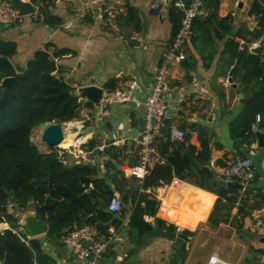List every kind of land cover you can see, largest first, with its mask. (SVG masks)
Returning <instances> with one entry per match:
<instances>
[{"label": "crops", "instance_id": "obj_1", "mask_svg": "<svg viewBox=\"0 0 264 264\" xmlns=\"http://www.w3.org/2000/svg\"><path fill=\"white\" fill-rule=\"evenodd\" d=\"M174 1L105 0L107 5L118 9V34L103 21L95 19L90 9H83L76 2L64 3L60 0H36L35 6L42 14L40 20L26 16L17 24L0 23V40L15 44L14 53L7 58L16 73L24 69L35 51L51 44L70 51L58 58L56 63L62 68L63 77L70 79L74 95L76 89L82 86L95 85L113 90L126 79L137 81L132 99L127 103L112 105L108 116L93 117L96 106L89 101L90 105H85L87 101L84 99L78 116L85 126L94 127L92 138L96 151L99 146L106 148L112 145L121 148L122 156L114 160L103 152H89L87 157L65 156L68 165L94 166L98 177H105L119 198L121 195L114 189V183L106 178L113 177L114 172H107L105 165L111 159L115 167L129 179L132 176L131 169L139 162L140 147L136 140L143 128L140 125L143 123L145 100L154 73L181 20V12L174 7ZM252 1L219 0L216 13L212 15V1L204 0L207 14L194 21L185 45V58L170 67L165 92L166 116L162 132L156 139V150L161 156L166 143L171 142L168 139L171 127L183 131L185 137L179 143L192 160L187 172L190 181L173 178L162 186L158 195L153 196L158 201L156 218L180 225L191 233L187 236L186 258L181 263L177 260L180 254L178 241L163 238L146 240L133 236L127 225L132 210L128 205L119 229L108 242L97 264H191L194 258L202 254L203 264H212V257L217 259L213 264H264V254L259 252L260 249L264 250V209L252 210L248 215L233 220L232 216L236 214L234 208L230 219L235 224L232 223L229 236L205 235L203 230L210 226L208 218L217 194L206 190L204 175L198 167V164L210 167L214 163L213 171H217L252 150L256 176L244 191L252 195L264 189V126H259L256 115L252 117L254 137L242 141L233 134L234 121L242 115L245 102L257 91L260 81L250 77L246 83L234 80L231 73L234 62L226 50L229 41L238 42L240 48L245 44L238 31L244 27L251 29L255 24V18L248 14ZM127 8L136 12L140 24L138 29L130 21ZM56 19L59 20L58 24L52 23ZM131 38L134 40L130 41ZM261 44L262 40H257L246 43V46L251 53H256L253 49L258 48L259 51ZM227 78L228 83L225 84ZM76 121L66 122L68 129L72 130L65 139L76 131ZM258 134L263 135L262 145ZM31 139L37 143L33 137ZM62 144L67 143L64 141ZM116 177L119 182L120 178ZM202 178L204 187L194 184V181ZM132 186L136 187L137 182ZM222 188H226L225 183ZM236 190L241 197L243 191ZM162 197L167 198L166 202L161 203ZM9 205L17 206L14 203ZM28 206L25 209L19 207L18 218L12 215L13 224L23 223L26 217L36 216L31 200ZM257 217L263 222L262 225L257 226ZM3 224L9 225L10 222H0L2 227ZM37 238L54 264H83L74 261L61 244H49L45 235Z\"/></svg>", "mask_w": 264, "mask_h": 264}, {"label": "trees", "instance_id": "obj_2", "mask_svg": "<svg viewBox=\"0 0 264 264\" xmlns=\"http://www.w3.org/2000/svg\"><path fill=\"white\" fill-rule=\"evenodd\" d=\"M210 1L212 15H215L219 0ZM126 13L138 29L136 12L127 8ZM248 14L255 18V24L251 29L244 27L238 31L245 44L240 48L238 42L229 41L226 47L234 62L231 71L234 80L246 83L250 77L260 81L257 91L245 102L242 115L233 124L234 136L242 141L254 137L253 116H259L258 124L264 126V0H253ZM58 22L56 19L52 23ZM257 40H262L259 51L251 53L246 43ZM51 47L53 49L49 50ZM14 51L13 42L0 40V59ZM69 52L66 48L58 49L47 44L44 49L34 52L24 69L16 74V81L2 87L0 79V222L7 221L10 227H15L14 219L4 214L6 206L14 203L25 209L31 200L38 219L46 225V241L59 246L66 232L83 224L93 226L97 236L107 237V227L111 225L119 229L125 217V207L130 205L132 210L128 220L134 227L150 231L156 224L162 229L175 231L173 224L155 217L158 201L152 190L168 184L173 178L190 181L187 172L192 160L179 142H167L166 149L161 151L164 162L148 167L141 180L134 176L125 178L111 159L107 161L105 168L107 172L113 171L114 176L106 178L114 183L123 204L120 213L115 215L107 211L115 193L105 177H98L94 166L63 165L57 153L42 152L32 141L35 128L51 122H68L79 116L82 98L73 94L72 85L66 83L63 70L56 63ZM84 104L90 105L88 102ZM103 153H108L112 160L122 156L121 148L112 145L104 148ZM116 176L120 178L119 182ZM203 180L194 181V184L204 187ZM135 182L136 187L132 186ZM89 183L93 184V189L84 193L83 185ZM215 193L217 199L208 218L212 227L231 217L234 208L233 220L252 210L264 209V189L252 195L243 191L241 197L236 189L220 188ZM144 215L153 217V222H145ZM182 233L191 235L185 230ZM0 261L3 264H54L38 238L22 241L7 228L0 230Z\"/></svg>", "mask_w": 264, "mask_h": 264}, {"label": "built area", "instance_id": "obj_3", "mask_svg": "<svg viewBox=\"0 0 264 264\" xmlns=\"http://www.w3.org/2000/svg\"><path fill=\"white\" fill-rule=\"evenodd\" d=\"M64 3L76 2L83 9H90L93 12L94 18L103 21L106 26L110 28L115 34L119 33L118 24V9L114 6L107 5L105 0H60ZM174 7L181 12L180 24L174 33L172 41L167 50L163 54V57L154 73L153 81L150 91L145 100V112H144V125L136 143L140 147V157L138 164L131 169V175L136 179L141 180L147 172V168L153 163H163L164 158L161 157L156 150V139L160 136L167 110L166 100V87L169 81L170 67L176 61H181L185 58V45L192 32L193 23L196 19L206 16V10L204 7V0H175ZM30 17L33 20L42 19V14L39 9L34 6V11L27 15L19 14L18 10L14 9L10 0H0V23L3 24H17L20 23L24 17ZM225 84L228 83V78L225 79ZM137 87V81L134 79H126L121 86L109 90L101 89V97L98 101L95 113L93 117L104 118L109 115L110 107L114 104L127 103L132 99L134 90ZM82 107L80 111H82ZM80 113V112H79ZM75 122V132H71L73 135L72 142L68 146L62 144L43 151H53L57 153L59 160L63 165H68L65 156L67 154L76 155L77 157H87L89 151L86 150L87 136L83 135L81 131L84 128H88L84 125L82 120L78 118ZM259 121V116L256 117ZM69 122V121H68ZM66 125V123L64 122ZM72 128L64 127V137L71 131ZM185 137V133L175 127H171L168 131V139L171 142H181ZM104 147L99 146L97 151L103 152ZM254 152L251 150L245 156L238 157L224 167L213 171L214 163L210 164V170L214 176L225 182H237L243 185V189L251 183L255 176L256 171L253 167L252 156ZM84 193H88L93 189V184L89 183L87 186L83 185ZM162 189V186L155 187L152 191L153 195H158ZM158 197V196H157ZM163 198V197H162ZM167 198L161 199L162 202H166ZM123 204L118 196H113L108 205L107 211L112 214H119L122 210ZM143 220L145 222H152L153 217L144 215ZM168 224V222H166ZM257 226L262 225L263 222L257 217ZM176 233H182L184 229L181 226L174 225ZM11 229L22 241L30 239L23 233V226L17 224L15 227L5 225L0 227V230ZM116 229L109 225L107 227V237L97 236L96 230L93 226L83 224L76 226L72 230L66 232L61 237V245L68 251L70 257L77 262L83 264H97L99 257L106 248L108 242L112 239L116 233ZM217 261L212 257L210 263ZM0 264H3L0 261ZM227 264V263H223Z\"/></svg>", "mask_w": 264, "mask_h": 264}, {"label": "water", "instance_id": "obj_4", "mask_svg": "<svg viewBox=\"0 0 264 264\" xmlns=\"http://www.w3.org/2000/svg\"><path fill=\"white\" fill-rule=\"evenodd\" d=\"M14 9L18 10L19 14L27 15L34 11L35 1L36 0H10ZM241 5H239L240 7ZM134 39H130L133 41ZM253 52H258V48L253 49ZM16 71L12 64L10 63L7 57H3L0 59V79L2 87H6L9 83L16 81ZM56 76H59V73H56ZM66 83L70 84V79H65ZM75 95L79 98L84 99L85 101L92 102L96 107L98 105V101L101 97V88L95 85L82 86L76 89ZM107 124V123H106ZM144 125L143 123L140 125L141 128ZM38 130V142L35 145L38 148H44L45 150L52 149L60 144H62L64 140V123L51 122L46 123L41 126ZM94 131V127L84 128L81 133L86 135L87 137V146L88 151L90 153H97L95 150V143L92 138V133ZM258 139L260 145L263 144V135L258 134ZM198 167L205 179V188L210 192H214L216 189H220L223 187L224 182L222 180L217 179L210 168L208 166H204L202 164H198ZM225 187L229 189H243V185L237 182H225ZM29 187L28 189H30ZM5 191V189H3ZM25 222L20 223L23 226V233L29 238H37L41 235L46 234V225L44 222L40 221L36 216L26 217ZM129 231L133 236L142 237L143 239L149 240L152 238H163L168 241H178L179 242V251L180 254L177 257V260L181 263L184 261L188 254L187 244L188 237L183 233H176L175 231H171L168 229H162L158 225L154 224L150 231H145L143 229H139L134 227L130 222L127 223ZM46 253L47 251L44 250ZM259 252L264 254V250L260 249Z\"/></svg>", "mask_w": 264, "mask_h": 264}, {"label": "rangeland", "instance_id": "obj_5", "mask_svg": "<svg viewBox=\"0 0 264 264\" xmlns=\"http://www.w3.org/2000/svg\"><path fill=\"white\" fill-rule=\"evenodd\" d=\"M66 123V122H65ZM64 127H66V125L64 124ZM40 128V127H39ZM38 129V128H37ZM38 130H35L32 132V137L33 140L35 139V142H38V139L36 138V136L38 135ZM42 152H44L42 149H40ZM55 150L53 149V152ZM119 197V196H118ZM13 204V203H12ZM29 206H27L26 208H28ZM20 210L18 206H10L9 204L7 205V210L5 211L4 214L9 215L12 219L14 218L12 215L16 216L18 218V214H19ZM2 214V215H4ZM232 223L233 220L230 219V217L228 219H224L222 221V224L219 225L218 227H216L215 229L210 228V226H208L206 230H203V232L205 233V235H220L221 237H226L229 236V234L232 233L231 227H232ZM136 237V236H135ZM213 240V239H212ZM257 244V243H256ZM198 256V255H196ZM203 254L194 258L191 264H203L204 259H203Z\"/></svg>", "mask_w": 264, "mask_h": 264}, {"label": "bare ground", "instance_id": "obj_6", "mask_svg": "<svg viewBox=\"0 0 264 264\" xmlns=\"http://www.w3.org/2000/svg\"><path fill=\"white\" fill-rule=\"evenodd\" d=\"M68 137L69 138H67V139H65V137H64V139L65 140H63V142L65 141V143H67V144H62L63 146H68V145H70L71 144V142H72V138H73V135L71 134V135H68ZM3 226H5L4 224H3ZM180 226V225H179ZM0 227H2V225H0ZM182 227V226H181Z\"/></svg>", "mask_w": 264, "mask_h": 264}]
</instances>
